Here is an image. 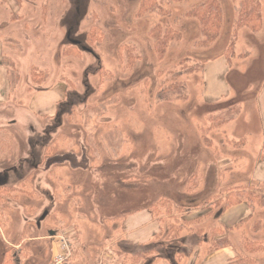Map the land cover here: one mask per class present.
Segmentation results:
<instances>
[{"label":"rangeland","instance_id":"374dc122","mask_svg":"<svg viewBox=\"0 0 264 264\" xmlns=\"http://www.w3.org/2000/svg\"><path fill=\"white\" fill-rule=\"evenodd\" d=\"M202 1L141 12L142 0H0V185L17 191L0 194V264L6 251L52 264L59 234L70 237L65 264L201 262L212 237L209 264H264V0L257 31L234 28L240 0H218L207 45L190 15ZM231 41L230 93L208 103L206 67ZM174 89L185 96L160 98ZM161 198L172 214L149 226V243L122 238L120 262L104 258L100 234L143 225ZM223 210L241 218L224 226ZM182 223L192 229L176 233ZM226 246L230 261L217 252Z\"/></svg>","mask_w":264,"mask_h":264},{"label":"trees","instance_id":"16d2710c","mask_svg":"<svg viewBox=\"0 0 264 264\" xmlns=\"http://www.w3.org/2000/svg\"><path fill=\"white\" fill-rule=\"evenodd\" d=\"M145 10H154V11H160L161 5L159 4L158 0H142L140 11ZM237 18L234 21V28H238L241 26H247L253 31H257L260 29L262 25V17H261V8L260 4L257 3L255 0H240L239 5L235 8ZM190 15L194 17L200 24L201 31L203 34V39L200 40L199 44L201 45H207L212 43L215 38L218 36L220 29H221V19H222V11L221 6L218 0H203L200 4L195 6L191 12ZM158 28L154 29V33L159 36L161 34L160 32H157ZM153 34V32H152ZM90 37L97 38V35H91ZM167 39L170 38V36L166 37ZM99 39V37H98ZM156 46L158 51L160 52L163 48V42H161L159 39L155 40ZM234 50V42L231 41L228 46V52H227V60L230 62V55L232 54ZM132 58L130 57V60H127V65L131 66L132 64ZM101 70V68H100ZM33 74V71H32ZM175 90V89H174ZM185 96V93L183 90L180 89V91H177V89L174 91V93L167 94V93H160V98L163 100H170L172 97L176 98H183ZM210 128V127H209ZM205 136L202 135V139ZM209 144V143H208ZM51 149V148H50ZM49 148L45 149V153H48L51 151ZM53 149V148H52ZM30 177V174L26 175L22 179H20V183L23 181H26ZM193 178H191L186 186V190L190 191L193 187L192 185ZM0 194L4 195L5 197H2V199H6L7 197H15L17 196L16 187L14 186H1L0 185ZM232 196V192L229 191V193L226 195V198H230ZM3 199V200H4ZM230 201V199H228ZM166 203V202H165ZM164 199H160L155 203H152L149 206V211L153 219L157 221L162 220V212L164 214L166 213L168 216H171L172 210L169 209V204H165ZM229 203V202H228ZM164 210H163V209ZM188 227L189 229H192L191 226L182 223L179 225V227L176 230V233L180 231L181 228ZM170 230H173L174 227L171 225ZM196 232L200 233L201 228H194ZM212 240L210 242V249H216L217 246L214 244V239L212 237ZM260 246V245H258ZM254 248V247H253ZM260 248V247H259ZM150 252H154L153 250ZM16 253L6 251L4 255V259L2 261V264H15L16 260ZM137 258H134L133 260L136 261ZM135 261H132L130 264H136ZM240 261V260H239Z\"/></svg>","mask_w":264,"mask_h":264},{"label":"crops","instance_id":"0c3cea01","mask_svg":"<svg viewBox=\"0 0 264 264\" xmlns=\"http://www.w3.org/2000/svg\"><path fill=\"white\" fill-rule=\"evenodd\" d=\"M227 64H229V61L226 59L225 56H219L214 58L211 62L208 63V66L206 67L205 70V80H207V86L205 88L204 91V99L208 102V103H215L221 99H224L225 97H227L229 95V90H228V85L224 80V75L227 71ZM263 95H259L258 98V106L259 109L261 110V114H262V119H263V124H264V113L263 110L261 108V104L259 102V100L261 101V99L263 98ZM224 212V210H223ZM224 215H222L221 217V224H223L224 226H231L234 222H236L238 219L241 218V216L239 215H233L232 217H227L226 219H224ZM149 217L147 218V220L143 223V225H138V226H130L131 228L127 227L126 229H124L121 233H118V226L117 224L115 225L114 229L113 227H107V231L108 232H104L103 234L101 233L100 235V243L104 244V248L108 247V249H110L109 251L111 252L110 254L107 252L106 254H104V258L106 259H117V263L120 262V258L118 256L119 252L117 249V245L119 244V241L122 238H125L127 240V245H131L133 247H139V246H145L147 245V243H149V241L152 238V235L154 234V231H152V229H150L149 226H151L152 224H155V222H157L155 219L152 218L151 214L148 215ZM147 226L148 231L144 232L145 227ZM105 231V230H104ZM108 233L109 236H103L104 234ZM54 233L53 231L50 232L49 236H53ZM137 235V236H135ZM102 247V248H103ZM200 246H197L194 249V253L198 252ZM107 249V251H108ZM101 253H104L103 249H101ZM209 249V247L206 245V254L205 256L202 258L201 262L199 261L200 258H198V254L195 255V258H191V263L189 261L190 264H209L210 259L215 258V250H211ZM217 252L220 254H223V257H226V261H230L231 259L234 258L235 253L234 250H232V248L230 246H226L224 248H220L217 250ZM117 254V257L113 256V254ZM193 253V254H194ZM153 255H155V253L153 252L152 255H149V258L152 257ZM220 257L219 261L221 263L223 257H221L222 255H218ZM134 258V256H133ZM132 258V259H133ZM178 258H181L180 255H178ZM181 260V259H180ZM98 262V261H97ZM182 263V261H180V264ZM120 264V263H119ZM225 264V263H224Z\"/></svg>","mask_w":264,"mask_h":264},{"label":"built area","instance_id":"2783aa9c","mask_svg":"<svg viewBox=\"0 0 264 264\" xmlns=\"http://www.w3.org/2000/svg\"><path fill=\"white\" fill-rule=\"evenodd\" d=\"M55 238H57V240L53 247L52 264H65L71 252L70 237L59 234Z\"/></svg>","mask_w":264,"mask_h":264}]
</instances>
